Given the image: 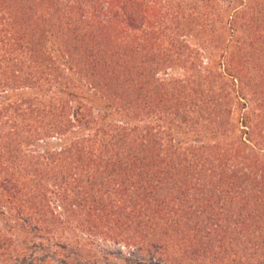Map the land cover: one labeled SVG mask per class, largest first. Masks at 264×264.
<instances>
[{
	"label": "trees",
	"instance_id": "1",
	"mask_svg": "<svg viewBox=\"0 0 264 264\" xmlns=\"http://www.w3.org/2000/svg\"><path fill=\"white\" fill-rule=\"evenodd\" d=\"M69 1L0 2V199L10 212L6 216L1 206L0 216L31 230L13 229L9 236L23 241L25 232H51L55 246L69 247L68 229L58 231L53 223V195L60 200L62 225L146 248L161 264H217L212 237L222 236L231 216L222 215L215 196L232 195L234 183L242 186L245 160H263L253 150V130L240 129L233 138L230 119L232 103L244 106L264 94V65L258 63L264 52L230 62L221 18L205 21L204 0L197 1L203 10L183 16L173 0ZM161 5L169 24L160 16ZM240 6L228 11L230 39L239 32L234 20ZM249 21V34L261 40L257 27H264V7ZM193 30L202 39L198 50L222 57L218 72L202 70V54L181 41L184 31ZM51 40L63 51L62 67ZM175 67L187 76L157 77ZM248 76L260 82L246 100L242 82ZM96 95L101 110L124 119L94 111L90 100ZM241 126L249 128L244 121ZM51 140L59 142L50 147ZM246 149L254 156H244ZM29 174L28 182L21 179ZM34 206L40 211L29 213ZM9 236L0 231V264L8 261L5 253L17 251ZM218 240V253L225 255L227 247Z\"/></svg>",
	"mask_w": 264,
	"mask_h": 264
},
{
	"label": "rangeland",
	"instance_id": "2",
	"mask_svg": "<svg viewBox=\"0 0 264 264\" xmlns=\"http://www.w3.org/2000/svg\"><path fill=\"white\" fill-rule=\"evenodd\" d=\"M7 1H11L12 3L17 2V0H0L1 3H5ZM36 1L37 3L43 5H64L67 2H71L69 0ZM146 1L148 2L146 4L150 5L152 0ZM176 1L177 0H173L172 5H179V15H186L193 9L197 11L195 8H201L203 10V5L198 4V0H179V3H176ZM78 2L82 4L84 3L83 0H78ZM159 2H161V0H158V3ZM204 2L206 4H204V9H207V11H204L203 13L206 15V17H208V19L205 20L208 22V24L209 22H215L217 18H221V23L219 25L220 31L224 33L226 32V40L224 45L226 46L228 53H233L232 56L228 57L230 62L235 60L237 57H245V59H248L250 57V53L252 52H264V27L262 24L261 26L258 24L259 26L257 27V33L261 35V40L256 41L255 36L249 34V32H251V30H249V25L251 24L249 23V18L260 7H264V0H204ZM193 3H196L197 6H194ZM237 5H241L239 11L240 14L234 21L237 31L239 32L238 34L232 33L233 39H230L228 37L229 30L227 29L230 26L227 24L226 19L230 13H228V11H233ZM161 6L162 7L159 10L160 16L165 17L164 21L169 24V22H172L171 18L165 13L166 7H163V5ZM219 11L223 17L219 15ZM2 16L3 13L1 12L0 17ZM175 19L181 20V17L176 16ZM172 20L174 19L172 18ZM193 32L194 34L192 32L186 33V31H184L182 33L183 36L181 37L183 40L181 41H185L186 45H188L190 48L198 50L200 47L198 43H201L200 41L202 39H199L200 35H198L194 30ZM59 45L60 44L51 40L49 47L50 51L54 55L55 60L57 61L56 65H60V67H62L65 63V57ZM198 52L202 54L201 58H199L201 69L203 70L206 67L208 70L211 69L218 72L220 67L218 64L222 63V57L217 54V51H215L216 53L212 54L211 52H204L200 48ZM263 61L264 53L259 56L258 63L260 65H264ZM182 75L187 76L183 69L175 67L173 69L167 68L165 71H159L157 77L168 78L171 76L175 78H182ZM75 78L76 77L74 76V79ZM259 82L260 81L256 77L249 78V76L247 77V80L242 82L245 83V86L242 85V87L244 89V97L246 100L252 94L251 86L258 85ZM56 91L58 96L64 95V91L62 89H56ZM84 92V89L78 91L79 94H85ZM101 102V100L97 99V95L95 98H91L90 103L92 109L97 112L99 108L100 113L102 111L101 114L105 115L106 119H124V117L115 113L114 111H111L110 113V111L104 109L101 110ZM72 104L77 107L76 103L73 102ZM232 107L233 111L230 120L231 123L236 126L232 137L237 138V135H239V132L241 131L240 129L245 131L246 129L253 130V137L257 143V145L253 147V150L262 155L263 160L262 163L259 164L255 161V158L250 159L249 157H253L254 153L253 151L246 149L244 151V156L248 153L247 156H249L248 158L251 161V165L247 164L246 160L244 161L246 169L243 168L241 171L244 174V177L240 179L242 181V186L234 183L233 189L236 192H232V195L215 196L216 201H218L220 204L216 205V207L219 209L221 205H223V209L220 211L224 216H231V224L228 226V229H222L221 237L215 238V235H213V249L215 252H217L215 255L218 261L217 264H264V139H259L260 136L264 137V94L262 96H256L251 102H246L244 106H240L237 103H232ZM222 109L225 111V107H222ZM226 109H228V107H226ZM72 113L74 114L72 118L76 119L75 110H73ZM211 116L212 115H210V117ZM150 119L151 117L148 118V120ZM211 119L209 120L212 121ZM241 121L246 122L249 125V128L241 126ZM201 129L204 130L205 128ZM179 138L182 140L187 139L186 137L181 136H179ZM58 142V140L47 141V145L50 147H55V143L57 144ZM248 145L252 146L251 144ZM37 149L38 152L42 151L40 148ZM24 150H26L28 153L29 150L33 149H30L29 146V150L28 148ZM31 176L32 174H29L27 178L22 177L21 179H25L26 182H28L31 179ZM50 189L52 190L51 187ZM50 197L52 202V214L54 215L55 221L53 223H56V226L59 227L57 229L58 231L64 230L65 228L66 230L68 229V233L66 235L68 237L67 240L70 241L71 245L66 248H59L55 246L54 244L56 243V240L53 239L51 232L47 235L44 231H42L37 237L35 236L36 233H32L31 235V233L27 234L25 232L26 238H24L23 241L20 238L18 241H16L17 237L12 238L9 236V233H14L13 229H16L17 233L19 234H21L22 231L29 232L31 230H29L28 226L23 222L20 223V228L14 222H7L6 219L1 218L2 216H0L1 234L4 236H9L12 242H16L14 245L17 248L16 254H14V252L11 255L9 252V254L5 253L3 255V258L8 260L6 264H161L158 256H153V253L148 251L146 248L138 251L135 247H133L134 244L132 243H122L119 241V239H117L119 243H116L118 241L105 239L100 236H93L90 232H87L86 228L82 229L74 228V226L69 227L62 225L63 211L59 208L60 200H55L53 195H50ZM2 201L3 200L0 199V209H3L1 207L4 205ZM27 211L31 214H34L37 213V211H40V209H36L34 206L28 207ZM3 212L6 214V216L10 214V212H8L5 207ZM25 222L30 224L32 227L35 223L30 221L29 217L25 218ZM128 235H130L129 229ZM218 238L222 239L224 244L223 248L225 249L227 247L225 255L222 252H220V254L218 253L217 246L221 245ZM22 245H24V247L23 250L20 251L19 246ZM29 248H32V252L27 250ZM24 253H26L27 256L23 257ZM15 258L19 260L14 263Z\"/></svg>",
	"mask_w": 264,
	"mask_h": 264
}]
</instances>
